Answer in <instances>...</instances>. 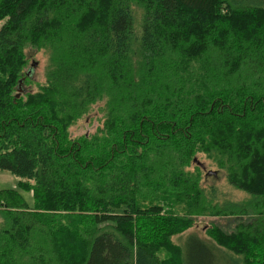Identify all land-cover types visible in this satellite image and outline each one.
<instances>
[{
    "label": "trees",
    "instance_id": "16d2710c",
    "mask_svg": "<svg viewBox=\"0 0 264 264\" xmlns=\"http://www.w3.org/2000/svg\"><path fill=\"white\" fill-rule=\"evenodd\" d=\"M0 21V169L34 198L0 190V264H264V0H0ZM29 47L44 81L19 92ZM201 156L246 198L202 187ZM162 211L234 226L161 259L139 235Z\"/></svg>",
    "mask_w": 264,
    "mask_h": 264
},
{
    "label": "rangeland",
    "instance_id": "374dc122",
    "mask_svg": "<svg viewBox=\"0 0 264 264\" xmlns=\"http://www.w3.org/2000/svg\"><path fill=\"white\" fill-rule=\"evenodd\" d=\"M26 55L27 66L25 69L27 74L30 76V80L22 85V89L35 91L38 84H41L44 81L47 53L45 50H36L29 47L26 49ZM102 105L103 101H97L90 107L88 113L85 115L86 117L82 116L78 121H76L75 125L70 128L71 137L94 131L95 127L101 122L99 117L102 115ZM201 160L203 161L202 169L200 166L199 167L201 172H204L201 180V186L205 188L212 186L217 195V200H220L221 204L227 201H240L246 198L245 193L235 189L226 182L224 173L218 170L211 161L205 159L203 156H201ZM18 179V176L12 174L11 172L0 169V190L14 189L28 206H32L34 200L32 191L20 188L18 185ZM4 208L5 207H0V210ZM174 212L176 215L182 213V211L177 210H174ZM176 215L172 214L170 217H176ZM168 217L169 216H165V213L163 214V211L157 216L148 217V219L152 222L150 223L151 225L142 229L141 231L143 233L139 232L140 240L142 242H150L155 252H158L159 258L161 259L167 258L166 255L169 254V252L170 254L175 253L176 249H172L171 245H175L176 248L180 247L182 241L189 233H195L198 237L207 239L209 238L206 235L207 230L209 226L213 224L218 225L225 231L231 230L234 226V218L229 215H196L193 216L192 225L183 233H179L180 231H177L178 229L175 228L174 225H170L167 222ZM168 233L171 235L169 236Z\"/></svg>",
    "mask_w": 264,
    "mask_h": 264
},
{
    "label": "water",
    "instance_id": "95a60500",
    "mask_svg": "<svg viewBox=\"0 0 264 264\" xmlns=\"http://www.w3.org/2000/svg\"><path fill=\"white\" fill-rule=\"evenodd\" d=\"M18 90H19V92H20V91H22L23 89L18 88ZM193 160H194L195 162H197L195 158H194ZM197 164H198L199 166H201V167L203 166L200 162H197Z\"/></svg>",
    "mask_w": 264,
    "mask_h": 264
}]
</instances>
